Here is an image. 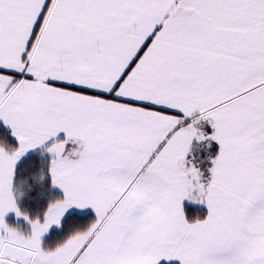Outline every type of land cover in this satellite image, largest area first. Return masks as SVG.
Instances as JSON below:
<instances>
[{"label":"snow or ice","instance_id":"snow-or-ice-1","mask_svg":"<svg viewBox=\"0 0 264 264\" xmlns=\"http://www.w3.org/2000/svg\"><path fill=\"white\" fill-rule=\"evenodd\" d=\"M0 264H264V0H0Z\"/></svg>","mask_w":264,"mask_h":264}]
</instances>
